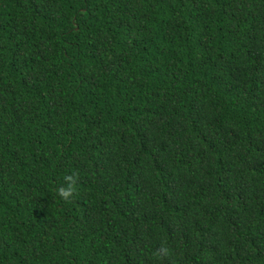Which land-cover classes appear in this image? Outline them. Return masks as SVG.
<instances>
[{"label":"trees","instance_id":"1","mask_svg":"<svg viewBox=\"0 0 264 264\" xmlns=\"http://www.w3.org/2000/svg\"><path fill=\"white\" fill-rule=\"evenodd\" d=\"M0 264H264V0H0Z\"/></svg>","mask_w":264,"mask_h":264},{"label":"clouds","instance_id":"2","mask_svg":"<svg viewBox=\"0 0 264 264\" xmlns=\"http://www.w3.org/2000/svg\"><path fill=\"white\" fill-rule=\"evenodd\" d=\"M64 185L60 186L56 189L58 196L65 202H71L78 189V181H79V174L74 173L71 175H67L64 177ZM158 257H168L171 255L170 249L166 245H162L159 249H157L155 253Z\"/></svg>","mask_w":264,"mask_h":264}]
</instances>
